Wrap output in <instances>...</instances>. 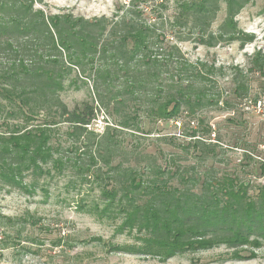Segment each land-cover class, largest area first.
<instances>
[{"label": "trees", "instance_id": "obj_1", "mask_svg": "<svg viewBox=\"0 0 264 264\" xmlns=\"http://www.w3.org/2000/svg\"><path fill=\"white\" fill-rule=\"evenodd\" d=\"M44 1L0 0V185L33 193L39 179L75 169L106 182L100 196L104 204L89 211L119 219L118 233H135L159 248L163 258L223 245L233 259L253 256L248 249L264 243V185L253 190L236 174L216 168L219 144L206 137L212 128L204 118L198 119L202 134H190L197 150L193 164L173 158L172 167L163 166L132 139L141 138L145 119L169 121L182 112L195 119L220 104L216 65L191 61L178 42L195 37L209 47L233 42L245 47L255 35L241 30L236 18L254 0L183 1L172 19L154 21L139 0H129L113 17L95 18L47 14L36 7ZM222 3L226 16L213 31ZM75 70L91 82L97 106L84 101L70 108L62 99ZM253 72L264 77L261 48L247 75L233 81L237 98L248 97ZM98 109L114 120L102 133L89 128ZM39 114L52 121L23 126ZM59 123L71 127L66 150L52 144L51 128ZM39 221L0 212V226ZM21 233L16 241L29 248L35 240ZM14 243L0 235L1 249Z\"/></svg>", "mask_w": 264, "mask_h": 264}, {"label": "rangeland", "instance_id": "obj_2", "mask_svg": "<svg viewBox=\"0 0 264 264\" xmlns=\"http://www.w3.org/2000/svg\"><path fill=\"white\" fill-rule=\"evenodd\" d=\"M183 1L190 0H139L138 5L148 20L154 21L160 16L172 19L178 4ZM128 2L45 0L36 7L44 9L47 14L65 13L95 18L103 15L113 17ZM263 8L264 0H254L237 16L239 28L255 35V40L243 48L238 42L209 47L194 41L195 37L178 42L191 61L216 65V88L222 94V101L217 106L202 110L195 119L186 112L169 121L145 119L143 133H138L141 138L132 141L141 142L148 151L158 156L159 164L172 167L170 161L173 158L182 164L195 162L197 150L190 143V134L196 130L199 135L202 134L198 121L200 116L212 128V134L206 137H211L219 144L217 150L221 161L214 163L216 168L236 174L253 190L264 185V77L259 72L248 75V97L237 98L233 93L234 79L246 74L256 51L261 48L264 52ZM225 16L226 5L222 3L212 24L213 31L218 30ZM164 27L171 28L170 24ZM171 38L176 41L174 37ZM90 86L91 82H84L79 71L75 70L68 76L61 97L70 108L84 101L97 106ZM51 121L45 114H39L37 119L24 122L23 126ZM111 122H114L112 116L102 109L89 128L102 133ZM51 129L52 144L63 146L66 150L71 145L70 125L59 123ZM165 137L175 140L166 142L163 140ZM99 165L103 166V163ZM198 170H202L201 167ZM31 181V177L26 178L28 184ZM172 182L180 184L178 179ZM105 183L70 169L63 174L39 179L33 193L0 185V212L3 215L14 220L33 215L40 220V224L35 226L31 222L0 226V235L5 234L8 240L15 242V246L0 248V264H264V243L260 248H249L254 255L245 259L231 258L224 245L189 251L170 258L161 257L159 248L138 240L135 233H118L116 227L119 219L89 211L94 210L97 203L100 207L104 204L100 196ZM19 232H22L23 238L35 240L34 243H28L29 248L22 245L25 242L20 244L16 241ZM62 237L65 239L60 241Z\"/></svg>", "mask_w": 264, "mask_h": 264}]
</instances>
